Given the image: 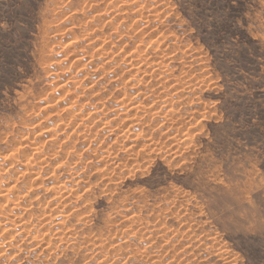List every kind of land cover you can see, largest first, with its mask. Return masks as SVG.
Returning a JSON list of instances; mask_svg holds the SVG:
<instances>
[{
  "label": "rangeland",
  "instance_id": "374dc122",
  "mask_svg": "<svg viewBox=\"0 0 264 264\" xmlns=\"http://www.w3.org/2000/svg\"><path fill=\"white\" fill-rule=\"evenodd\" d=\"M182 2L0 0V264H264V0Z\"/></svg>",
  "mask_w": 264,
  "mask_h": 264
},
{
  "label": "bare ground",
  "instance_id": "6f19581e",
  "mask_svg": "<svg viewBox=\"0 0 264 264\" xmlns=\"http://www.w3.org/2000/svg\"><path fill=\"white\" fill-rule=\"evenodd\" d=\"M99 2V1H98ZM151 7V6H150ZM162 7V6H161ZM113 8V7H112ZM156 8V7H155ZM111 9V8H110ZM123 9V8H122ZM140 11V10H139ZM148 11V10H147ZM133 13V12H132ZM139 13V12H138ZM123 14V13H122ZM136 14V13H135ZM110 15V14H109ZM127 15V14H126ZM133 17V16H132ZM136 17V16H135ZM144 18V17H143ZM123 19V18H122ZM134 20V19H133ZM103 22V21H102ZM121 24V23H120ZM139 26V25H138ZM141 26V25H140ZM151 27H153V26H151ZM94 28V27H93ZM138 29V28H137ZM145 29V28H144ZM152 29V28H151ZM93 30V29H92ZM92 30H90V31H92ZM98 30V29H97ZM169 33V32H168ZM130 34V33H129ZM142 34V33H141ZM170 34V33H169ZM103 35V34H102ZM165 35V34H164ZM151 36V35H150ZM103 37V36H102ZM139 37H141V36H139ZM105 38V37H104ZM94 39V38H93ZM107 39V38H106ZM142 39V38H141ZM134 42H136L135 40H134ZM100 43V42H99ZM158 43V42H157ZM98 44V43H97ZM123 44V43H122ZM112 45V44H111ZM145 45V44H144ZM143 45V46H144ZM187 45V44H186ZM188 45H189V43H188ZM101 46V45H100ZM84 47V46H83ZM96 47V46H95ZM105 47V46H104ZM156 47H157V45H156ZM155 47V48H156ZM187 47V46H186ZM72 48V47H71ZM82 48V47H81ZM157 48H159V47H157ZM103 50V49H102ZM108 50V49H107ZM113 50H114V48H113ZM157 50V49H156ZM171 50V49H170ZM150 51V50H149ZM191 51V50H190ZM148 52V51H147ZM161 52V51H160ZM106 53V52H105ZM140 53H141V51H140ZM156 53V52H155ZM77 54V53H76ZM100 54V53H99ZM128 54V53H127ZM101 55V54H100ZM149 55V54H148ZM197 55V54H196ZM146 56H147V54H146ZM165 56V55H164ZM89 57V56H88ZM146 58V57H145ZM164 58V57H163ZM169 58V57H168ZM176 58V57H175ZM108 59V58H107ZM106 59V60H107ZM185 59V58H184ZM160 60V59H159ZM67 62V61H66ZM162 62V61H161ZM163 63V62H162ZM84 64V63H83ZM129 65V64H128ZM70 66V65H69ZM104 67V66H103ZM166 67V66H165ZM171 67V66H170ZM69 68V67H68ZM128 68V67H127ZM136 68V67H135ZM145 68V67H144ZM78 70V69H77ZM160 70V69H159ZM171 70V69H170ZM123 71V70H122ZM140 71V70H139ZM85 72V71H84ZM171 72V71H170ZM137 73V72H136ZM126 74V73H125ZM118 75V74H117ZM160 76V75H159ZM71 77V76H70ZM150 77V76H149ZM95 78V77H94ZM187 78V77H186ZM185 78V79H186ZM134 79V78H133ZM70 80V79H69ZM105 80V79H104ZM176 80V79H175ZM184 80V79H183ZM95 81V80H94ZM148 81V80H147ZM75 82V81H74ZM116 84V83H115ZM151 84V83H150ZM164 84V83H163ZM180 84V83H179ZM190 84V83H189ZM71 85V84H70ZM53 86V85H52ZM170 86V85H169ZM194 86V85H193ZM56 87V86H55ZM86 87V86H85ZM152 87H153V85H152ZM84 88V87H83ZM138 89V88H137ZM174 89V88H173ZM187 89V88H186ZM55 90V89H54ZM96 91V90H95ZM57 92V91H56ZM62 92H63V90H62ZM112 92V91H111ZM145 92V91H144ZM64 93H65V91H64ZM153 94V93H152ZM56 96V95H55ZM114 96V95H113ZM131 96V95H130ZM145 96V95H144ZM163 97H165V96H163ZM59 98H61V97H59ZM127 98V97H126ZM47 99V98H46ZM74 99V98H73ZM87 99V98H86ZM119 99V98H118ZM156 99V98H155ZM64 100V99H63ZM82 100V99H81ZM89 100V99H88ZM123 100V99H122ZM131 100V99H130ZM72 101V100H71ZM83 101V100H82ZM117 101V100H116ZM192 101V100H191ZM190 101V102H191ZM62 102V101H61ZM68 102V101H67ZM126 102V101H125ZM128 102V101H127ZM135 102V101H134ZM124 103V102H123ZM132 103V102H131ZM140 103V102H139ZM66 104V103H65ZM84 104V103H83ZM136 104V103H135ZM181 104V103H180ZM48 105V104H47ZM98 105V104H97ZM107 105V104H106ZM130 105V104H129ZM169 106V105H168ZM171 106V105H170ZM39 107V106H38ZM59 107H62V106H59ZM86 107V106H85ZM84 107V108H85ZM146 107V106H145ZM80 108V107H79ZM140 108V107H139ZM165 108V107H164ZM167 108V107H166ZM166 108H165V110H166ZM179 108V107H178ZM177 108V109H178ZM97 109V108H96ZM143 109V108H142ZM147 109V108H146ZM75 110H77V109H75ZM81 110V109H80ZM168 110V109H167ZM47 111V110H46ZM53 111V110H52ZM59 111V110H58ZM70 111V110H69ZM83 111V110H82ZM125 111V110H124ZM140 111V110H139ZM49 112V111H48ZM50 112H51V110H50ZM59 112H61V111H59ZM76 112V111H75ZM100 112V111H99ZM54 113V112H53ZM56 113V112H55ZM87 113V112H86ZM143 113V112H142ZM49 114V113H48ZM176 114V113H175ZM98 115H99V113H98ZM103 115V114H102ZM108 115V114H107ZM117 115V114H116ZM139 115V114H138ZM95 116V115H94ZM111 116V115H110ZM151 116V115H150ZM170 116V115H169ZM180 116V115H179ZM183 116V115H182ZM181 116V117H182ZM199 116V115H198ZM61 117V116H60ZM74 117V116H73ZM85 117H87V116H85ZM148 117V116H147ZM43 118V117H42ZM45 118V117H44ZM71 118V117H70ZM84 118V117H83ZM99 118V117H98ZM76 119V118H75ZM105 119V118H104ZM108 119V118H107ZM81 120V119H80ZM141 120V119H140ZM172 120V119H171ZM185 120V119H184ZM103 121V120H102ZM147 121V120H146ZM121 122V121H120ZM183 122H185V121H183ZM48 123V122H47ZM58 123V122H57ZM147 123V122H146ZM104 124V123H103ZM47 125V124H46ZM114 125V124H113ZM127 125V124H126ZM188 125H191V124H188ZM45 126V125H44ZM50 126V125H49ZM43 127V126H42ZM94 127V126H93ZM125 127V126H124ZM123 127V128H124ZM169 127V126H168ZM128 128V127H127ZM38 129V128H37ZM44 129V128H43ZM46 129V128H45ZM87 129V128H86ZM197 129V128H196ZM58 130V129H57ZM82 130H84V128L82 129ZM82 130H78V131H82ZM125 130V129H124ZM95 131H97V130H95ZM60 132H62V131H60ZM85 132V131H84ZM117 132V131H116ZM184 132V131H183ZM189 132H190V130H189ZM28 133V132H27ZM42 133V132H41ZM52 133V132H51ZM130 133V132H129ZM142 133V132H141ZM193 133V132H192ZM171 134V133H170ZM128 135V134H127ZM24 136V135H23ZM76 136V135H75ZM84 136V135H83ZM88 136V135H87ZM63 137V136H62ZM77 137V136H76ZM75 137V138H76ZM124 137H126V136H124ZM167 137V136H166ZM181 137V136H180ZM20 138V137H19ZM19 138H17L18 140H19ZM64 138V137H63ZM106 139V138H105ZM143 139V138H142ZM115 140V139H114ZM61 141V140H60ZM70 141V140H69ZM16 142V141H15ZM34 142V141H33ZM154 142H157V141H154ZM42 143V142H41ZM40 143V144H41ZM87 143V142H86ZM99 143V142H98ZM18 144V143H17ZM20 144V143H19ZM27 144V143H26ZM33 144V143H32ZM39 144V145H40ZM59 144V143H58ZM133 144V143H132ZM38 145V146H39ZM60 145V144H59ZM99 145V144H98ZM23 146V145H22ZM42 146V145H41ZM157 146V145H156ZM33 147V146H32ZM125 147V146H124ZM35 148V147H34ZM33 148V149H34ZM60 148V147H59ZM71 148V147H70ZM94 148H95V146H94ZM107 148V147H106ZM160 148V147H159ZM21 149V148H20ZM80 149V148H79ZM82 149V148H81ZM10 150V149H9ZM17 150V149H16ZM23 150V149H22ZM36 150V149H35ZM74 150V149H73ZM149 150V149H148ZM174 150H175V148H174ZM18 151V150H17ZM69 151V150H68ZM92 151V150H91ZM151 151V150H150ZM16 152V151H15ZM81 152V151H80ZM108 152V151H107ZM131 152V151H130ZM44 154V153H43ZM15 155V154H14ZM17 155V154H16ZM24 155V157H25V154H23ZM95 155V154H94ZM133 155V154H132ZM62 156V155H61ZM99 157V156H98ZM138 157V156H137ZM14 158V157H13ZM106 158H108V157H106ZM25 159H27V158H25ZM24 159V160H25ZM51 159V158H50ZM57 160V159H56ZM107 160V159H106ZM116 160V159H115ZM4 161V160H3ZM87 161V160H86ZM13 162V161H12ZM30 162H31V160H30ZM39 163H40V161H39ZM43 164V163H42ZM45 164V163H44ZM26 165V164H25ZM67 165V164H66ZM39 166V165H38ZM41 166V165H40ZM52 166V165H51ZM146 166V165H145ZM25 167V166H24ZM55 167V166H54ZM28 168V167H27ZM53 168V167H52ZM26 169V168H25ZM32 169V168H31ZM27 170V169H26ZM36 170H38V168L36 169ZM41 170V169H40ZM78 170V169H77ZM80 170V169H79ZM90 170V169H89ZM39 171V170H38ZM17 172V171H16ZM19 172V171H18ZM36 172V171H35ZM112 172V171H111ZM31 173V172H30ZM73 173V172H72ZM104 173V172H103ZM17 174V173H16ZM20 174V173H19ZM49 174V173H48ZM47 174V175H48ZM32 175V174H31ZM39 175V174H38ZM46 175V176H47ZM108 175V174H107ZM35 176V175H34ZM82 176V175H81ZM2 177V176H1ZM0 177V178H1ZM17 177V176H16ZM23 177V176H22ZM32 177V176H31ZM57 177V176H56ZM15 178V177H14ZM67 178V177H66ZM71 178V177H70ZM105 178V177H104ZM85 179V178H84ZM15 180V179H14ZM33 180V179H32ZM52 180H53V178H52ZM107 180V179H106ZM16 181V180H15ZM12 182V181H11ZM14 182V181H13ZM28 182V181H27ZM21 183V182H20ZM41 183V182H40ZM42 183H43V181H42ZM54 183V182H53ZM56 183V182H55ZM60 183V182H59ZM73 183V182H72ZM77 183V182H76ZM4 184V183H3ZM36 184V183H35ZM39 184V183H38ZM65 184V183H64ZM40 185V184H39ZM79 185V184H78ZM90 185V184H89ZM5 186V185H4ZM11 186V185H10ZM9 186V187H10ZM86 186V185H85ZM46 187H47V185H46ZM64 187V186H63ZM84 187V186H83ZM85 188V187H84ZM10 189V188H9ZM66 189V188H65ZM49 190V189H48ZM71 190V189H70ZM9 191V190H8ZM7 191V192H8ZM64 191V190H63ZM90 191V190H89ZM78 192V191H77ZM66 193H68V192H66ZM104 193V192H103ZM17 194V193H16ZM21 194V193H20ZM67 195V194H66ZM76 195V194H75ZM78 195V194H77ZM6 196V195H5ZM19 197V196H18ZM17 197V198H18ZM28 197H29V195H28ZM54 197H55V195H54ZM21 198V197H20ZM59 198V197H58ZM7 199V198H6ZM11 199V198H10ZM50 199V198H49ZM74 199V198H73ZM19 200V199H18ZM25 200V199H24ZM28 200V199H27ZM58 200V199H57ZM57 200H55L56 202H57ZM4 201H5V199H4ZM9 201V200H8ZM21 201V200H20ZM47 201V200H46ZM54 201V202H55ZM65 201V200H64ZM29 202V201H28ZM20 203H22V201L20 202ZM27 203V202H26ZM53 203V202H52ZM120 203V202H119ZM160 203V202H159ZM30 204V203H29ZM45 204V203H44ZM9 205V204H8ZM17 205V204H16ZM20 205V204H19ZM24 205H25V203H24ZM32 205V204H31ZM120 205V204H119ZM52 206V205H51ZM9 207V206H8ZM22 207V206H21ZM34 207V206H33ZM72 207V206H71ZM52 208V207H51ZM18 209V208H17ZM63 210V209H62ZM68 211H69V208L67 209ZM66 210V211H67ZM18 211V210H17ZM64 211V210H63ZM44 212V211H43ZM87 213V212H86ZM2 214V213H1ZM11 214V213H10ZM18 214V213H17ZM22 214V213H21ZM112 215V214H111ZM7 216V215H6ZM40 216V215H39ZM52 216V215H51ZM9 217V216H8ZM64 217V216H63ZM81 216H79V218H80ZM23 218V217H22ZM47 218H49V217H47ZM134 219V218H133ZM181 219V218H180ZM7 220H9V219H7ZM12 220V219H11ZM30 220V219H29ZM40 220V219H39ZM48 220V219H47ZM46 220V221H47ZM12 221H14L15 222V219L14 220H12ZM44 221V220H43ZM54 221V220H53ZM65 221V220H64ZM10 222V221H9ZM19 222V221H18ZM49 222V221H48ZM47 222V223H48ZM52 222V221H51ZM118 222H120V221H118ZM21 223V222H20ZM182 223V222H181ZM9 224V223H8ZM43 224V223H42ZM41 224V225H42ZM52 224H53V222H52ZM60 224V223H59ZM1 225V224H0ZM13 225V224H12ZM90 225V224H89ZM190 225V224H189ZM3 226V225H2ZM2 226H0V227H2ZM6 226V225H5ZM11 226V225H10ZM26 226V225H25ZM28 226V225H27ZM36 226V225H35ZM61 226V225H60ZM129 226V225H128ZM29 227V226H28ZM42 227V226H41ZM73 227V226H72ZM124 227H126V226H124ZM197 227V226H196ZM30 228V227H29ZM28 228V229H29ZM55 228V227H54ZM60 228V227H59ZM81 228V227H80ZM19 229V228H18ZM21 229V228H20ZM46 229V228H45ZM171 229V228H170ZM7 230V229H6ZM16 230H17V228H16ZM38 230V229H37ZM67 230V229H66ZM93 230V229H92ZM39 231V230H38ZM46 231V230H45ZM54 231V230H53ZM55 231H56V229H55ZM91 231V230H90ZM29 232V231H28ZM25 233H27V232H25ZM91 233V232H90ZM162 233H163V231H162ZM201 233V232H200ZM36 234V233H35ZM70 234V233H69ZM84 234V233H83ZM92 234V233H91ZM95 234V233H94ZM7 235V234H6ZM10 235V234H9ZM12 235V234H11ZM43 235V234H42ZM48 235V234H47ZM46 235V236H47ZM59 235H60V233H59ZM72 235H73V233H72ZM114 235V234H113ZM120 235V234H119ZM215 235V234H214ZM5 236V235H4ZM3 236V237H4ZM57 236H58V234H57ZM198 236V235H197ZM15 237V236H14ZM66 237H67V235H66ZM178 237V236H177ZM182 237V236H181ZM51 238H52V235H51ZM8 239H11V238H8ZM30 239V238H29ZM28 239V240H29ZM42 240V239H41ZM89 240V239H88ZM101 240V239H100ZM201 240V239H200ZM203 240V239H202ZM30 241V240H29ZM61 241V240H60ZM91 241V240H90ZM93 241V240H92ZM1 242H3V241H1ZM37 242H39V240L37 241ZM51 242V241H50ZM49 242V243H50ZM48 243V244H49ZM88 243V242H87ZM26 244V243H25ZM75 244V243H74ZM96 244H97V242H96ZM145 244V243H144ZM157 244V243H156ZM38 245V244H37ZM42 245V244H41ZM47 245V244H46ZM115 245V244H114ZM4 247V246H3ZM101 247V246H100ZM8 248V247H7ZM29 248V247H28ZM223 248V247H222ZM225 248V247H224ZM190 249V248H189ZM121 250V249H120ZM191 250V249H190ZM39 251V250H38ZM167 252V251H166ZM50 253V252H49ZM57 253V252H56ZM59 253V252H58ZM92 253V252H91ZM91 253H90V255H91ZM49 255V254H48ZM156 255V254H155ZM113 256V255H112ZM117 256V255H116ZM147 256V255H146ZM145 256V257H146ZM182 256V255H181ZM54 257H55V254H54ZM195 257V256H194ZM121 258H123V257H121ZM3 259V258H2ZM15 259V258H14ZM61 259V258H60ZM124 259V258H123ZM46 262V261H45ZM167 262V261H166ZM231 263H232V261H230ZM44 263V262H43ZM103 263V262H102ZM127 263V262H126ZM91 264V263H90ZM191 264V263H190Z\"/></svg>",
  "mask_w": 264,
  "mask_h": 264
},
{
  "label": "snow or ice",
  "instance_id": "6c2138e0",
  "mask_svg": "<svg viewBox=\"0 0 264 264\" xmlns=\"http://www.w3.org/2000/svg\"><path fill=\"white\" fill-rule=\"evenodd\" d=\"M229 4L236 3L239 4V0H228ZM175 6L179 9L183 10L185 8V3L182 2V0H175ZM237 12V9L233 8L231 12L225 13L223 9H221L220 14L213 22L212 27L216 30L223 29L224 31H228L232 28L233 25H236V15H233L232 13ZM202 22L198 17H192L189 16L186 21V29L188 30H199L201 29ZM237 27H239L237 25ZM232 35H235V32H232ZM157 170H163L162 166L157 164Z\"/></svg>",
  "mask_w": 264,
  "mask_h": 264
}]
</instances>
